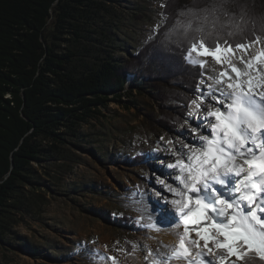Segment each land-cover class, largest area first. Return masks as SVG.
Masks as SVG:
<instances>
[{"label":"trees","instance_id":"obj_1","mask_svg":"<svg viewBox=\"0 0 264 264\" xmlns=\"http://www.w3.org/2000/svg\"><path fill=\"white\" fill-rule=\"evenodd\" d=\"M111 1L0 0L2 250L17 247L35 255L34 246L16 229L29 225V220H41L51 200L48 193L62 196L61 191L82 190L66 183L78 164L73 149H85L81 146L85 141L99 144L81 128L103 117L101 110L109 103L135 109L152 135L160 128L178 127L188 115L205 68L186 63L185 54L200 33L190 31L184 41L178 36L169 42L173 56L160 49L159 41L181 19L182 11H199L212 0H167L163 9L166 25L126 59L114 56L118 40L111 34L112 12L107 4ZM225 7L229 11L217 31L207 36L209 45L215 46L217 36L233 45L264 42V0H225ZM241 9L246 12L243 20ZM229 32L234 34L229 36ZM136 97H148L150 106L137 109ZM153 101L159 105L157 110ZM151 138L148 135L145 143L152 144ZM142 159L137 153L124 162L135 165ZM131 220L118 214L115 224L128 233ZM237 262L264 264L254 253ZM0 264L8 262L1 258Z\"/></svg>","mask_w":264,"mask_h":264},{"label":"rangeland","instance_id":"obj_2","mask_svg":"<svg viewBox=\"0 0 264 264\" xmlns=\"http://www.w3.org/2000/svg\"><path fill=\"white\" fill-rule=\"evenodd\" d=\"M166 1L107 2L109 11L112 12L111 34L118 40V47L126 50L120 51L117 47L115 57L128 58L129 54L136 52L137 47L146 44L148 38L155 35L156 26L161 30L166 25L162 7ZM175 24H171L162 33L159 41L160 49L172 56L174 52L168 48L169 42L179 39L178 36L184 41L190 34L169 36ZM262 49L264 42L251 45L245 58L255 57ZM241 54L237 50L236 55L232 57L239 67L241 64L238 57ZM192 55L196 58L195 53ZM206 61L203 71L207 73L204 76L206 84L202 86L205 90L207 85L212 83L209 76H215L227 68V65H217L211 57L206 58ZM263 72L260 68V73ZM196 95L197 89L193 99ZM148 100V97H136L135 102L139 105L137 109L149 107ZM154 102L151 103L152 107L157 110L159 105L156 106ZM210 102L209 97L205 101V109ZM101 112L103 117L90 121L81 128L83 134L97 139L99 144L92 145L85 141L81 143L85 149H73L78 164L71 175L66 177L67 184L81 186L82 190L74 193L61 191L62 196L48 193L47 198L51 200L46 205L41 220H29V225H21L16 229L21 237L34 246L35 255L32 256L17 247H7L9 251L0 249V259L3 258L8 264H113L112 260L90 255V252L98 251L101 257H114L115 264H151L153 257L148 255L149 250L157 255L170 254L167 246L177 245L178 238L168 242L157 235L163 234L166 229L171 231L174 225L164 226L159 231L149 230L142 225L154 222L161 206H167L171 211V206L164 204V197L170 194L164 191L157 180V177L164 178L169 173L172 174L170 179L174 180L176 174L175 170L167 168L169 163L174 162L175 157H171L168 152L171 146L166 142L174 141L175 148L184 153L188 152V149L183 148L185 142L199 145V138L190 128L199 120L204 131L210 132V125L204 123L205 112L197 113L190 119L185 115L178 127H170L168 130L160 128L154 135L144 125L142 116H137L136 110L130 106L124 109L115 103H109L107 109ZM148 135L152 137V144L145 143ZM98 146L101 151L97 153L95 149ZM88 148L94 152H89ZM137 153L144 156L139 164L124 162L127 157ZM142 167H145L146 171ZM139 183H142V190ZM158 191L163 195H157ZM154 209L157 211H153ZM118 214L132 218L128 222L133 223L129 226L131 231L128 233L115 224ZM137 220L141 223L137 224ZM118 223L123 224L122 221ZM192 237L195 238L194 233ZM200 243L203 245V241ZM134 244L137 245L136 248H133ZM85 245L90 252L78 254V250ZM195 251L193 248V260L199 259ZM213 253L216 255L205 252V258L212 260L214 264H222L219 256H226L224 250L213 248ZM233 259L228 258L226 264H232ZM172 263L188 264L184 259H173L170 261V264ZM235 264L239 263L235 261Z\"/></svg>","mask_w":264,"mask_h":264},{"label":"snow or ice","instance_id":"obj_3","mask_svg":"<svg viewBox=\"0 0 264 264\" xmlns=\"http://www.w3.org/2000/svg\"><path fill=\"white\" fill-rule=\"evenodd\" d=\"M228 11L225 0H212L199 11H182L181 19L169 33V36L187 35L190 31L200 33L199 39L193 37L186 51V63L204 69L206 58L211 57L217 65H227V68L209 76L212 83L206 90L202 86L206 84L207 73L202 72L197 95L189 103V119L205 112L203 119L210 125V133L204 131L198 120L190 130L199 138V145L185 142L183 148L188 152L184 153L175 148L174 141L166 142L171 146L168 152L175 157L167 168L176 174L174 180L170 179L171 173L157 180L170 194L164 197V204L170 205L171 211L161 206L155 221L142 226L159 231L164 226L182 225L183 232L178 234L177 245L167 246L170 254L157 255L149 250L148 255L153 257L151 264H170L173 259H184L188 264H214L205 258V250L216 255L213 248L226 253L219 256L222 264L228 258H234L232 264L245 261L252 253L264 261V74L259 68L264 65V49L246 59L251 42L233 45L217 36L214 47L208 44L207 36L217 31V25ZM240 15L243 20L246 12L241 9ZM158 30L156 26L155 31ZM237 50L242 53L238 60L244 68L232 59ZM254 72L259 80L253 77ZM209 97L211 102L205 109ZM157 195L163 194L158 191ZM136 247L134 244L133 248ZM193 248L197 260L191 259ZM85 251L90 252L86 245L78 254ZM90 255L115 264L114 257H101L98 251Z\"/></svg>","mask_w":264,"mask_h":264},{"label":"bare ground","instance_id":"obj_4","mask_svg":"<svg viewBox=\"0 0 264 264\" xmlns=\"http://www.w3.org/2000/svg\"><path fill=\"white\" fill-rule=\"evenodd\" d=\"M255 63V62H254ZM241 68H244V65H241L240 66ZM259 68H262V70L264 71V67H263V65H259ZM263 74H264V72H263ZM253 77L255 78V79H257V80H259V76L254 72L253 73ZM259 90V89H258ZM208 133H210V132H208ZM173 215H174V213H173ZM181 231H183V226L181 225V227H176L175 225H174V227L172 228V230L170 231V230H168V229H166L165 231H164V233L163 234H160V233H157V235L159 236V238L160 239H162V240H164V241H174L175 239H177L178 238V234H180V232ZM167 250H168V248H167ZM205 252H206V250H205ZM196 259V258H195ZM188 262V261H187ZM173 264V263H172Z\"/></svg>","mask_w":264,"mask_h":264}]
</instances>
